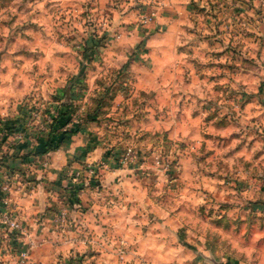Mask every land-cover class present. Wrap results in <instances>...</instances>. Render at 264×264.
<instances>
[{"label": "rangeland", "instance_id": "obj_1", "mask_svg": "<svg viewBox=\"0 0 264 264\" xmlns=\"http://www.w3.org/2000/svg\"><path fill=\"white\" fill-rule=\"evenodd\" d=\"M165 1L0 0V151L15 130L50 137L63 115L54 132L69 136L38 154L79 144L77 162L98 171L80 182L103 188L99 171H122L107 180L130 184L120 191L134 201L128 212L166 221L150 241L158 246L155 231L165 230L169 248L149 246L141 264H264V32L248 2L232 14L227 0H190L177 13L178 57L147 63L148 31ZM141 80L156 90L137 92ZM90 153L98 156L87 162ZM77 189L62 199L67 212L82 202ZM2 230L0 247H27L12 243L21 232ZM49 256L40 261L51 264Z\"/></svg>", "mask_w": 264, "mask_h": 264}, {"label": "crops", "instance_id": "obj_2", "mask_svg": "<svg viewBox=\"0 0 264 264\" xmlns=\"http://www.w3.org/2000/svg\"><path fill=\"white\" fill-rule=\"evenodd\" d=\"M189 1H165V9L159 13L156 23L149 28V37L145 44L146 54L144 56L146 57L143 56L144 62H147L146 59L151 61L156 59L158 62L171 63L178 57V32L182 29L180 24L183 21H178L177 13L181 12L186 15ZM194 1L202 2V0ZM246 2L254 6L250 14H257L258 30L264 32V0H227L228 11L234 14L236 8L241 5L250 7ZM138 76L136 74L134 77L138 78ZM136 86L137 92L151 93L156 90L154 84H145L143 80L140 83L137 81ZM149 102L151 103L150 100ZM13 132L14 134L7 135L9 137H7V142L11 144L9 151L6 153L0 151V159H3L0 161V183L7 174L12 176L10 193L4 195L0 192V221L7 208L13 210L14 215L23 222L25 232L21 234L22 237H19L17 241L13 240L12 243L16 245V242L25 240L27 247L19 246L11 252L0 247V254L9 260L4 264H45L47 261H40L44 252L50 253L51 264H72L70 256L75 258L79 253L80 256L86 254L84 264H100L101 257H92L97 253H101V256L109 255L108 257H111L116 264H125L126 262L122 260L126 261L130 258H136L135 264H141L143 262L141 260L145 261L143 254L154 250L148 249L149 246L159 250L163 249V251L169 248L168 243L170 242L163 237L166 234L165 230L162 234L155 231L160 236L156 238L161 239L158 246L152 245L150 241L151 237L155 236L154 231L151 233L152 226L161 221L165 224L166 221L149 214L141 218L139 215L128 212V207L130 205L132 207L134 201L124 194L122 196L120 191L130 184L122 182L123 177L120 178V182L107 180L118 179V175L122 174V171L118 170H105L104 175L103 171H99L103 188L96 186L93 182L89 186L88 181L85 180L89 188L80 191L81 204L67 202L66 204H73L76 209L68 212L64 226L56 225L54 217L62 208L65 209L63 206L65 200L62 201V199L67 194L74 193L83 184L75 180L74 172L75 174L81 172L88 178V173L84 170L85 166L76 160L78 157L74 149L79 144L75 143L76 148L72 147L74 145H61L55 150L39 155L38 152L45 150L48 140L51 137H57V134L54 133L49 137L41 132L35 133L29 130L25 133L16 130ZM0 136H2L1 133ZM4 137L6 139V136ZM80 137L82 134L72 136L71 143L79 140ZM96 156L98 153H90L84 158L87 159L85 161L90 162ZM43 159L49 162L47 169L42 170L38 165H32L34 161L40 162ZM111 191H115V197H105ZM98 194L101 198L97 200ZM4 200H7L8 204H5ZM146 220L151 224L150 228L144 226L138 228L137 222ZM2 228L0 222V235L3 232ZM125 242V246L121 245ZM26 249L29 250L28 258L22 261L21 253Z\"/></svg>", "mask_w": 264, "mask_h": 264}, {"label": "built area", "instance_id": "obj_3", "mask_svg": "<svg viewBox=\"0 0 264 264\" xmlns=\"http://www.w3.org/2000/svg\"><path fill=\"white\" fill-rule=\"evenodd\" d=\"M155 17V12H153L150 15H146L143 17V23H150ZM66 130V129H65ZM133 153V149L132 147H129L127 149L126 152V157H131ZM88 175H93V174H98V171H96V169H94L92 166H89L86 169ZM83 176V173H77L75 176V180L76 181H80L81 178ZM98 176V175H97ZM11 179L12 176L11 174H7V176L5 177V179L3 180V182L0 184V192L4 195H8L11 191ZM82 187V185H81ZM80 191H84L83 188H81ZM5 204H8L7 200H4ZM67 216H68V212L65 209L60 210L56 216L54 217V222L56 223V225H58L59 227L64 226V224L67 221ZM1 225L8 229L10 232L12 231H17V232H21L24 233L25 232V227L23 225V222L21 220H19V218L14 215L13 210H11L10 208H7L6 211L3 213V215L1 216ZM28 254H29V250L26 249L21 253V259L22 261L26 260L28 258ZM72 264H79L78 262H74Z\"/></svg>", "mask_w": 264, "mask_h": 264}, {"label": "trees", "instance_id": "obj_4", "mask_svg": "<svg viewBox=\"0 0 264 264\" xmlns=\"http://www.w3.org/2000/svg\"><path fill=\"white\" fill-rule=\"evenodd\" d=\"M65 119V117L63 116V115H61L60 116V118H57V120L55 121L56 122V124L53 126V129H52V131L50 132V134L51 135H53V133H55L54 131L56 130V127L58 128V125L59 126H63L64 125V123L62 122V120H64ZM58 123V124H57ZM56 134V133H55ZM69 134L70 133H68V131H64L61 135H59V134H57V137H58V140L59 141H62L64 138H66L67 136H69ZM52 138V137H51ZM50 138V139H51ZM51 142H54V139L52 138L51 140H50ZM82 177H85V174H83V176ZM82 179V178H81ZM81 183H83L82 184V187L81 188H83L84 190H86L87 188H89V186L88 185H86V182H82L81 181ZM74 189V188H73ZM77 191H79V189H76V192ZM80 264V263H79Z\"/></svg>", "mask_w": 264, "mask_h": 264}]
</instances>
